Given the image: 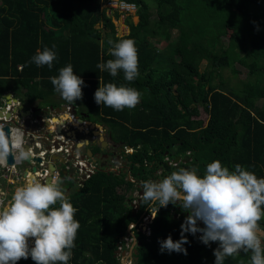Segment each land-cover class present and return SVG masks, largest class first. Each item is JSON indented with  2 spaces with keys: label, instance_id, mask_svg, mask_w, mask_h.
<instances>
[{
  "label": "trees",
  "instance_id": "obj_1",
  "mask_svg": "<svg viewBox=\"0 0 264 264\" xmlns=\"http://www.w3.org/2000/svg\"><path fill=\"white\" fill-rule=\"evenodd\" d=\"M123 1L136 6L138 21L125 19L129 32L117 37L114 31L104 33L111 18L100 0H0V97L19 87L26 107L40 108L39 102L47 104L52 96L60 99L50 77L71 64L84 81L82 113L105 125L112 140L133 149L127 155L132 178L145 182L148 164L162 160L166 151L190 152L201 169L218 160L230 171L240 164L264 178V0ZM121 39L134 40L137 48L139 75L132 82L122 71L112 77L96 67L113 59L108 40ZM45 46L56 53L51 70L30 63ZM237 67L245 70V78L232 87L221 72L238 75ZM107 83L137 89L139 104L123 111L97 105L94 93ZM200 109L206 122L199 119ZM121 190L138 189L126 175L98 172L67 197L80 224L68 264H120L114 257L119 238L149 207L142 200L133 218L135 198H125ZM185 219L186 210L169 204L153 219L149 237L132 230L140 242L134 264H214L211 243L204 245L201 234L185 233L187 255L161 252L160 241L181 239ZM259 223L264 228V218ZM249 259L250 253H240L225 264H249ZM18 264L34 262L29 257Z\"/></svg>",
  "mask_w": 264,
  "mask_h": 264
},
{
  "label": "clouds",
  "instance_id": "obj_2",
  "mask_svg": "<svg viewBox=\"0 0 264 264\" xmlns=\"http://www.w3.org/2000/svg\"><path fill=\"white\" fill-rule=\"evenodd\" d=\"M107 43L113 59L96 67L112 77L122 71L125 81H134L139 75L135 41L121 39ZM55 60L56 53L45 46L37 50L30 63L51 70ZM50 82L67 103L82 99L84 81L74 74L71 64L59 69ZM140 99L137 89L113 83L99 85L94 93L97 105L116 111L133 109ZM24 135L22 129L6 134L0 128V166H9V156L14 158V164L30 158L31 149L26 147ZM61 184L62 181L46 183L32 178L15 190L6 207L0 208V264H18L29 257L34 264H68L80 224L74 218L77 209L69 202ZM142 188V200L149 205L152 219L160 208L169 204L179 203L188 213L181 225V239L173 241L169 236L159 242L162 253L166 250L169 254L187 255L183 247L188 243L185 233L199 232L204 245L218 243L213 251L214 264H225L226 258L240 253H250L249 264H264V228L259 223L264 218V178H257L240 164L230 171L217 160L207 165L203 177L194 170L181 168L159 182H143ZM198 221L203 223V228L197 226Z\"/></svg>",
  "mask_w": 264,
  "mask_h": 264
},
{
  "label": "water",
  "instance_id": "obj_3",
  "mask_svg": "<svg viewBox=\"0 0 264 264\" xmlns=\"http://www.w3.org/2000/svg\"><path fill=\"white\" fill-rule=\"evenodd\" d=\"M128 22L132 23V20L129 19ZM3 98L6 99V103H8L0 107V124H3L2 129L6 134L13 129H22L25 133L24 140L26 147L31 149L30 158L19 164H14V158L9 156L8 164L9 166H14L17 173L21 170L26 171L27 173H31L37 180L50 183L52 182L55 172L58 175L56 181H62L61 187L67 197L78 191L79 188L83 186L84 182L93 174L104 172L107 175H110L114 173V168L120 163V161L119 157L113 159L115 156V152L113 151L115 144L111 141V135L108 134L107 137H105L102 134H99V129L101 130L100 125L84 121L83 119H88V115L77 114L73 105H68L70 106V110H67L68 106L55 108V114H52V107L47 109L49 110V113H44V111L38 107H32L29 110L23 111V105H17L14 109L13 107L11 109V106H13L12 104H20L21 100L14 98L11 92L4 94ZM51 114L53 115L52 118ZM70 114L74 115V121L69 116ZM60 115L64 116V124L61 128L60 124L62 118ZM49 119H51V121ZM53 120L56 121L53 122ZM83 123L91 126V129L87 131V134L94 136L95 133H97L95 135L97 139L104 140L102 145L98 140L96 142L88 141L86 144H84L83 139L80 140L79 131L77 129H81V127H83L81 124ZM66 124L69 125V127L67 130H64ZM83 129L80 130V132H82ZM91 131L93 135L91 134ZM70 137L73 138V141H76L73 146H70L69 144L68 140ZM94 145H97L98 147L100 145L97 153L93 152ZM88 146L90 148H87ZM69 147H72V157H69ZM52 150L59 151L52 152ZM190 158V155L183 157L177 156L173 160L172 165L178 162L187 164L190 161ZM82 163L85 164L81 165ZM122 165L126 166V162H123ZM159 165L164 168L163 172H155V175L160 179L170 175L172 171L179 170L178 166L169 165L167 161L161 162ZM184 169L187 170V167ZM38 174L44 176L43 179L40 178ZM119 174L120 172L118 175ZM130 181L134 182V179L131 177ZM66 182L71 185H65ZM140 186H142V183L138 185V187ZM140 195H142V191ZM140 203L141 198L137 200L136 205H132L131 216L133 218L135 217L137 210L140 208ZM174 218H177V215H174ZM139 245L140 242H135L132 250L128 254L121 253V257H133L136 261V255L138 252L137 247ZM114 257H119L118 251H115ZM123 262L121 264H124Z\"/></svg>",
  "mask_w": 264,
  "mask_h": 264
},
{
  "label": "built area",
  "instance_id": "obj_4",
  "mask_svg": "<svg viewBox=\"0 0 264 264\" xmlns=\"http://www.w3.org/2000/svg\"><path fill=\"white\" fill-rule=\"evenodd\" d=\"M101 3V10H105V13L108 17H111V15L118 14L120 15L123 19L131 18L132 15L136 14V6L134 4L127 3L123 0H100ZM123 5H134V7H124ZM67 110H70V106L67 107ZM71 119L74 121L75 117L74 115H69ZM82 126L85 125L84 123L81 124ZM0 128H2V124H0ZM59 150H52V152H58ZM45 169V168H44ZM47 173V171H46ZM40 178L43 179L44 176H41L38 174ZM17 176L16 169L14 166H0V177L5 178V179H11V177ZM89 177V176H87ZM57 179V174L54 172L52 182H55ZM4 193L0 191V208L4 207ZM135 203V201H134ZM186 213V217H187ZM153 219L151 217V214L149 210L147 212H143L142 214L139 215L138 219L136 222L130 223L128 226V234L122 236L119 238L117 242V250L119 253V261L121 264V260H124V264H133V258L132 257H121V253L128 254L131 250L133 245L135 244L136 240L134 239L135 237L133 236L134 233L132 230L136 232H140L145 237H149L151 235V229L150 225L152 223ZM197 226L200 228H203L204 225L202 222L198 221ZM197 235H200L201 233H196ZM32 241L29 242L30 247L32 246Z\"/></svg>",
  "mask_w": 264,
  "mask_h": 264
},
{
  "label": "crops",
  "instance_id": "obj_5",
  "mask_svg": "<svg viewBox=\"0 0 264 264\" xmlns=\"http://www.w3.org/2000/svg\"><path fill=\"white\" fill-rule=\"evenodd\" d=\"M9 92H11L12 94H13V97L14 98H16L17 100L18 99H20L21 100V103L20 104H12L13 106H11V109H12V107H13V109L17 106V105H23V111H26V110H29L30 108H32V107H38L37 105H32V106H30V107H26L27 105H25V103H24V101H23V99L20 97V95H18V94H15L13 91H9ZM6 94V93H5ZM4 95V94H3ZM3 95L0 97V106L2 107V106H4L5 104H7L6 103V99H4L3 98ZM20 97V98H19ZM55 98V97H54ZM13 102V101H12ZM39 104H40V102H39ZM68 105H70V104H61V105H58V106H52L51 104H50V102H48L47 104L46 103H44V102H42L41 103V106H40V109L41 110H43L44 111V113H49V110H47L48 108H53V110H52V114H55V108H58V107H60V106H68ZM51 114V118L53 117V115ZM60 117L62 118L61 119V121H62V123H61V127H62V125L64 124V116H62V115H60ZM54 118H56V117H54ZM50 121H51V119H49ZM56 120H53V122H55ZM84 121H89V122H91L89 119H86V120H84ZM49 123V122H48ZM91 123H95V122H91ZM50 124V123H49ZM95 124H98V125H100L101 126V130L99 129V134H102L103 136H105L106 137V132L108 131V129H107V127L105 126V125H103V124H99V123H95ZM87 126V128H84L83 129V131L82 132H80V128L79 129H77L78 131H79V138H80V140L81 139H83L84 140V144H86L88 141H92V142H96L98 139H97V137L95 136L97 133H95V135L94 136H91L90 134H87V131L89 130V129H91V126L90 125H88V124H86L85 125V127ZM69 127V125H65V127H64V130L66 129L67 130V128ZM46 128V127H45ZM72 128V127H71ZM97 131V130H96ZM41 132H42V129H41ZM45 132V131H44ZM42 134H43V132H42ZM91 134H92V131H91ZM70 135V134H69ZM93 135V134H92ZM63 138V137H62ZM69 141V144H70V146H73V144L74 143H76V141H73V138L72 137H70V139L68 140ZM98 141H100V144L102 145V143L104 142V140H98ZM81 145V144H80ZM79 145V146H80ZM95 147H94V149L96 148V147H98L97 145H94ZM71 148L72 147H69L68 148V152H69V157H72V154H73V152H72V150H71ZM87 148H90L89 146L87 147ZM94 152V151H93ZM96 153V152H95ZM62 157H63V155H62ZM87 157V156H86ZM82 164H85V163H82ZM119 164H122V163H119ZM119 164L117 165V166H115V168H114V175H116V176H118V173H119V171H117L118 169H120V167H119ZM92 167V166H91ZM23 169V168H22ZM17 173V172H16ZM127 180L128 181H130V179H131V176L129 175V173L127 174ZM32 178H34V176L31 174V173H27L26 171H20L19 173H17V176H12L11 177V179L9 180H7V179H5V178H2V177H0V191H2L3 193H4V207H6L9 203H10V199H11V197H12V195H13V193L15 192V190L18 188V187H21V186H23L28 180H30V179H32ZM131 182V181H130ZM138 185H140V183L139 184H137V187H138ZM136 187V188H137ZM123 261L121 260V263H122Z\"/></svg>",
  "mask_w": 264,
  "mask_h": 264
},
{
  "label": "flooded vegetation",
  "instance_id": "obj_6",
  "mask_svg": "<svg viewBox=\"0 0 264 264\" xmlns=\"http://www.w3.org/2000/svg\"><path fill=\"white\" fill-rule=\"evenodd\" d=\"M88 119H89V116H88ZM83 120H86V119H83ZM107 135H108V132H106V137H107ZM111 141H112V143L115 144V147L113 148V151L115 152V156H114L113 159H116V157H119L120 163L126 162V166L118 163L120 169H118L117 171H119L120 174H123V175H126V176L129 173V175L131 176L133 174V172L130 169V166H129L130 162L128 161L127 155L132 154L133 153V149L131 147H129V146L124 145L120 141L119 142H115L114 140H111ZM99 148H100V145H99V147H96L95 149L93 148V151L97 153ZM120 151H123V152H120ZM189 155L191 156V158H190V161L187 164H185L183 162H178V163H175V164L172 165V162L175 159V157H177V156L183 157V156H189ZM192 159H193V157H192V154H190V152H188L186 155H174V153L166 151L164 153V156H163L162 160L157 161V162H152V163L148 164L147 168L149 169L150 174H148L146 181L159 182V181L162 180L158 176L155 175V172L156 171L163 172L164 168H163V166L159 165V163L164 162V161H167L169 165L178 166L179 169H181V168L184 169V168L187 167V170H194L199 176L203 177V175L205 174V172L203 173V171H206V169H201L200 167H198L197 163L195 161H193ZM82 165H84V164H82ZM57 177H58V175H57ZM132 183L135 184V188H136L137 184L143 183V181L134 179V182H132ZM65 185H71V184L66 182ZM136 189H138V190L134 191V192H129L130 194L128 196H125V198H126V197H129L130 195H132L135 198V200H134L135 203L133 201L132 205L133 204L136 205V202H137V200L139 198H141V203H142V195H140V193H141V191L143 192V188H142V186H140V187H137ZM134 193H137L136 196H134ZM176 206H177V210H179L180 209V204L177 203ZM139 209L137 210V212L139 211ZM145 211L147 212V210H145ZM135 216H136V214H135Z\"/></svg>",
  "mask_w": 264,
  "mask_h": 264
},
{
  "label": "rangeland",
  "instance_id": "obj_7",
  "mask_svg": "<svg viewBox=\"0 0 264 264\" xmlns=\"http://www.w3.org/2000/svg\"><path fill=\"white\" fill-rule=\"evenodd\" d=\"M145 1L148 4H152V0H145ZM151 11H154V9H151ZM110 18H111V25L108 27V29L104 30V33H105V31H109V32L114 31L116 33L117 37H122V36L128 34L129 29H128V26L126 25L125 19H123L120 15L118 17H116L115 15L114 16L111 15ZM130 19L132 20L133 24H136L137 21H138L136 14L132 15V17ZM97 27H101V24H99V26H97ZM176 35H177V32H174L173 33V37H175ZM156 49H157L159 54H161V55L166 54V50H165L164 46H157ZM205 66H206V62L202 61L201 64H200V69L203 70L205 68ZM237 69L240 72L238 75H234L230 70H223L221 72L223 78L225 80H228L232 87H236L238 85V82L245 78V70L242 69V68H239V67H237ZM13 92L15 94L22 95V92H21L19 87L14 88ZM56 96L59 97L60 99H54L55 96H52V97H48L46 102L47 101L48 102H59V105H61V104H64V105L65 104H69L65 100H63L60 97V95H56ZM41 102H40V105H41ZM71 105H73L75 107V110H76L77 114H83L82 111H84V107H85L83 99L77 100L75 103H73ZM260 105H264V102H260ZM199 119L203 120L204 122H206V120H207V115L202 109H200ZM120 192L124 193L125 196H128L130 194L129 192H124L123 190H121ZM136 194L137 193H134V196H136ZM217 247H218V243H211V245L208 247V251L211 254H213V251Z\"/></svg>",
  "mask_w": 264,
  "mask_h": 264
},
{
  "label": "bare ground",
  "instance_id": "obj_8",
  "mask_svg": "<svg viewBox=\"0 0 264 264\" xmlns=\"http://www.w3.org/2000/svg\"><path fill=\"white\" fill-rule=\"evenodd\" d=\"M61 123H62V122H61ZM60 128H61V124H60ZM83 128H86L85 125H83V127H81V130H82Z\"/></svg>",
  "mask_w": 264,
  "mask_h": 264
}]
</instances>
